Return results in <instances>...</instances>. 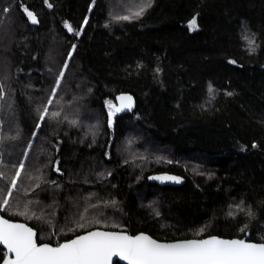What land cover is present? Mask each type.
<instances>
[{"label": "trees", "instance_id": "1", "mask_svg": "<svg viewBox=\"0 0 264 264\" xmlns=\"http://www.w3.org/2000/svg\"><path fill=\"white\" fill-rule=\"evenodd\" d=\"M49 99L60 115L40 122ZM0 173L1 214L39 243L93 228L264 242V0H0Z\"/></svg>", "mask_w": 264, "mask_h": 264}, {"label": "snow or ice", "instance_id": "2", "mask_svg": "<svg viewBox=\"0 0 264 264\" xmlns=\"http://www.w3.org/2000/svg\"><path fill=\"white\" fill-rule=\"evenodd\" d=\"M48 7H52V5L48 4ZM144 10L145 6L141 5L131 15H123L119 18L130 20L142 15ZM22 11L33 24L38 23L35 14L26 6H22ZM87 23L88 19L85 18L83 24L87 25ZM189 27L192 30L196 29V17L189 21ZM67 28L68 31H73L71 25H67ZM79 31L82 32L83 28ZM249 43H254V41L249 40ZM74 50L75 45L72 48V51ZM71 55L70 51L69 59ZM231 63H235V61H231ZM64 67L67 68V63ZM59 76L62 78L63 72ZM58 86L59 80L56 87ZM51 95L55 97V88ZM119 100L121 101L120 107L116 108L110 105L113 114L123 111L125 108H131L133 105L131 96H120ZM52 103L53 100L49 99L42 110L37 109L40 122H43L46 117L56 118L60 115L56 111L49 112L47 105ZM253 146L255 147V145ZM58 163L57 161L56 164L58 165ZM16 167L18 170L12 177L11 190L17 189V182L24 171L23 163ZM55 170L59 171V168L56 167ZM3 175L0 173V177ZM153 179L180 181V178L175 176L153 177ZM36 187H39V184ZM11 190L6 192L8 198L13 195ZM4 195V190L0 189V197ZM8 198L2 199L5 207L9 204ZM19 214L28 215V212L25 210ZM247 214L252 215L251 211ZM33 215L35 214L33 213ZM77 226L81 227L82 225L78 224ZM241 231L244 229L242 228ZM0 244L6 246L7 253L14 254V258L3 259V264H112L114 256H119L128 264H264V242L253 243L244 239L226 240L210 237L165 243L146 234L132 236L121 232L96 230L53 247L46 243L38 244L37 233L33 228L26 224L10 222L2 217H0Z\"/></svg>", "mask_w": 264, "mask_h": 264}, {"label": "water", "instance_id": "3", "mask_svg": "<svg viewBox=\"0 0 264 264\" xmlns=\"http://www.w3.org/2000/svg\"><path fill=\"white\" fill-rule=\"evenodd\" d=\"M120 96H131V97H132V100H133V105H132L131 108H125L123 111L115 112L116 115H118V116H121V115L125 114L126 112H128V111H130V110H133V109L135 108V104H136V98H135V96L133 95V93L128 92V91H126V92H121V93H119L118 96H117V108L120 107V104H121V101L119 100V97H120ZM163 176H175V177H179L178 175H176V174H172V173H164V174H160V175H158V176H156V177H163ZM179 178H180V181H179V182L171 181V180H161V179H155V180L158 181V182H160V183H162V184H166V185H177L178 183H180V182L182 181L181 177H179ZM0 217H2V218H4V219H7V220H9L10 222H13V223L26 224L28 227L33 228V229L36 231V233H37V237H38V232H37V230H36L34 227H32V226H30L29 224H27L26 222L21 221V220H13V219H9V218L5 217L4 215H2V214H1V211H0ZM96 230H99V231H109V232H121V233H124V234H127V235H132V236L139 235V234H146V235L150 236L151 238H153V239H155V240H157V241H159V242H165V243H171V242H177V241H184V240H191V239H197V240H199V239H207V238H210V237H218V238L226 239V240H232V239H244V240H246V241H248V242H253V243H260V242H261V241H253V240H249V239H246V238H240V237H232V238H229V237H222V236H218V235H209V236L200 237V238H183V239H175V240H162V239L155 238L154 236H152L151 234H149V233H147V232H139V233H135V234H130L128 231H125V230H112V229H103V228H93V229H90V230L85 231V232H83V233H80V234H78V235H76V236H74V237H72V238H70V239H68V240H65V241H63L62 243H65V242H67V241H70V240H72V239H75V238H76L77 236H79V235H86L88 232H90V231H96ZM37 243H38V244L46 243V244H50V245L53 246V247L58 246V245H54V244H52V243H48V242H42V243H39L38 239H37ZM62 243H61V244H62ZM0 246H2V247L6 250V246H5V245L0 244ZM7 258H14V254H9V253H7V251H6V255H5V257H4L3 259H7ZM117 261L120 262L121 264H128L127 261L123 260V259L120 258L119 256H114V257L112 258V264H115ZM0 264H3V260L0 262Z\"/></svg>", "mask_w": 264, "mask_h": 264}, {"label": "bare ground", "instance_id": "4", "mask_svg": "<svg viewBox=\"0 0 264 264\" xmlns=\"http://www.w3.org/2000/svg\"><path fill=\"white\" fill-rule=\"evenodd\" d=\"M126 91V90H125ZM40 239V238H39ZM40 241V240H39ZM58 244V243H57Z\"/></svg>", "mask_w": 264, "mask_h": 264}]
</instances>
